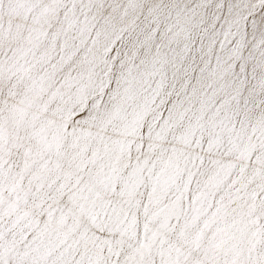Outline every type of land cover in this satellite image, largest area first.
Instances as JSON below:
<instances>
[{
  "label": "snow or ice",
  "instance_id": "1",
  "mask_svg": "<svg viewBox=\"0 0 264 264\" xmlns=\"http://www.w3.org/2000/svg\"><path fill=\"white\" fill-rule=\"evenodd\" d=\"M0 264H264V0H0Z\"/></svg>",
  "mask_w": 264,
  "mask_h": 264
}]
</instances>
